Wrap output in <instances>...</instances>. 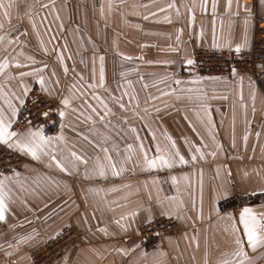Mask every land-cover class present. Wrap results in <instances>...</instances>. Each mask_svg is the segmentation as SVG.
I'll use <instances>...</instances> for the list:
<instances>
[{"label": "crops", "instance_id": "obj_1", "mask_svg": "<svg viewBox=\"0 0 264 264\" xmlns=\"http://www.w3.org/2000/svg\"><path fill=\"white\" fill-rule=\"evenodd\" d=\"M3 2L0 109L13 119L6 101L18 114L20 86L37 85L57 101L51 137L62 139L39 160L12 149L25 161L0 174V264H32L30 251L67 226L82 239L55 264H264V244L243 236L242 209H217L233 189L264 192V83L182 69L196 47L246 51L264 0ZM157 149L187 162L148 168ZM250 208L264 221V203ZM162 216L173 232L141 240L138 228Z\"/></svg>", "mask_w": 264, "mask_h": 264}, {"label": "built area", "instance_id": "obj_2", "mask_svg": "<svg viewBox=\"0 0 264 264\" xmlns=\"http://www.w3.org/2000/svg\"><path fill=\"white\" fill-rule=\"evenodd\" d=\"M254 2V0H243ZM264 17L257 14L253 17L250 46L246 51L219 49L216 47H196L189 60L182 66L184 72H199L207 76L234 77L245 74L255 83L262 86L264 83ZM235 70V71H234ZM24 103L21 104L15 118L12 131L22 133L29 128L42 129L45 136H53L57 129L58 104L55 99L47 98L37 85L29 89ZM46 113L47 115H44ZM25 158L6 145H0V174L8 170H19ZM264 203V192L242 193L235 191L217 202L220 212L236 211L251 205ZM175 221L171 217L162 216L138 228V237L143 241L156 243L163 237L171 234L175 228ZM83 232L75 226H67L41 245L30 251L29 259L32 264L38 263L40 254L50 247L59 246L52 257L45 262L55 264L64 251L74 243L81 241Z\"/></svg>", "mask_w": 264, "mask_h": 264}, {"label": "snow or ice", "instance_id": "obj_3", "mask_svg": "<svg viewBox=\"0 0 264 264\" xmlns=\"http://www.w3.org/2000/svg\"><path fill=\"white\" fill-rule=\"evenodd\" d=\"M7 7H11V0H9ZM169 7H173V5H169ZM0 8H5V4L3 0H0ZM7 15V12L4 13ZM3 37H0V40H2ZM243 45H238L235 48L236 52H240ZM125 59H130L129 57H125ZM103 58L101 57V61ZM188 64H192V60L187 61ZM5 67H7V61L4 63H0V71H2ZM19 67V65H17ZM235 71V70H234ZM23 75H29L28 73H21V76ZM103 81V68L101 67V82ZM40 83L43 84V79L40 80ZM177 83H180V81H177ZM22 89H24V95H27L28 90L25 88L24 85L20 86ZM98 99V98H97ZM8 108L11 111V116L13 119H9L3 112L2 109H0V144L6 145L10 149H14L20 153L26 154L30 156L33 160H39L41 155H49L47 152V146L53 139H62V137H48L43 134L42 129H38L33 131L31 128L27 130L26 133L21 134L16 131H12L13 124L15 123V117L17 114V108L11 103V101H6ZM20 103L23 104L24 101L20 100ZM63 103L67 105L68 101L64 100ZM44 115H47L44 113ZM63 115V113H61ZM132 131H135L133 129ZM23 136V138H21ZM169 141H171V138H168ZM172 148L175 149L174 142L172 143ZM161 154L156 156L154 159H148L147 156H145V163L148 168L155 169L158 167H168L171 168L173 166V160L175 158L179 159V163L183 164L186 163L184 157L180 155L179 151L174 150L170 155H165L162 150L157 149ZM107 150L105 149V152ZM200 149L197 148L196 152H199ZM214 155V153H213ZM72 156L76 160H81L82 158L77 156L75 153H72ZM111 160L110 157H106ZM51 159L54 163H56L57 168H59L61 171H66L67 169L61 164L55 157V155H51ZM193 160L196 159L195 156L192 157ZM113 171L115 175H118L119 173L115 172V166L113 165ZM101 176L104 175L103 170L99 172ZM173 182H175V178H173ZM0 185H2V182H0ZM6 211V204L4 201V197L2 194H0V221L4 220V213ZM238 223L240 226H242L243 229V236L246 238L248 242V246L255 249L258 245L264 244V221H262L256 213L253 211L250 207H245L242 209V211L239 213V220ZM123 227V225H121ZM233 230H236V224H233ZM236 243L239 245L240 240H237ZM237 255L244 256V252L238 251ZM227 264V262H225Z\"/></svg>", "mask_w": 264, "mask_h": 264}, {"label": "rangeland", "instance_id": "obj_4", "mask_svg": "<svg viewBox=\"0 0 264 264\" xmlns=\"http://www.w3.org/2000/svg\"><path fill=\"white\" fill-rule=\"evenodd\" d=\"M261 38V37H260ZM261 39H264V38H261ZM235 191H238V192H240L239 190H237V189H235ZM59 246L57 245V246H54V247H50V249H48L45 253H42V254H40L39 255V257H38V263L37 264H47V263H45L47 260H48V258L50 257H52V254L54 253V252H57L56 251V249L58 248ZM49 258V259H50Z\"/></svg>", "mask_w": 264, "mask_h": 264}]
</instances>
